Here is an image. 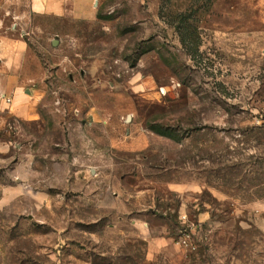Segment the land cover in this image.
Here are the masks:
<instances>
[{
    "label": "rangeland",
    "instance_id": "374dc122",
    "mask_svg": "<svg viewBox=\"0 0 264 264\" xmlns=\"http://www.w3.org/2000/svg\"><path fill=\"white\" fill-rule=\"evenodd\" d=\"M55 2L0 0V264H264V0Z\"/></svg>",
    "mask_w": 264,
    "mask_h": 264
},
{
    "label": "crops",
    "instance_id": "0c3cea01",
    "mask_svg": "<svg viewBox=\"0 0 264 264\" xmlns=\"http://www.w3.org/2000/svg\"><path fill=\"white\" fill-rule=\"evenodd\" d=\"M58 1V0H57ZM58 3V2H57ZM55 0H49V7L52 9H56L58 12L63 11V7L57 5ZM84 12V11H81ZM172 192L182 193L185 189L181 186L169 187ZM180 217L187 216L188 214L184 210H179ZM209 219V214L206 212L200 213L197 222L201 224L202 222H206ZM133 224L137 229H139L140 233L144 236V240L148 243V260H153V258L162 253L164 250L168 249V247L172 246V243L169 242L170 239H167L164 236H153L152 232L150 231L149 227L145 224L142 219L134 218ZM175 248V247H174ZM173 249V248H172ZM176 250V249H175Z\"/></svg>",
    "mask_w": 264,
    "mask_h": 264
},
{
    "label": "built area",
    "instance_id": "2783aa9c",
    "mask_svg": "<svg viewBox=\"0 0 264 264\" xmlns=\"http://www.w3.org/2000/svg\"><path fill=\"white\" fill-rule=\"evenodd\" d=\"M181 224L183 225V230L181 232L180 238L175 242L177 246H180L186 250H194L196 249L194 244L191 241V235L189 233V229L192 228L191 225L188 224L187 216H182L179 218Z\"/></svg>",
    "mask_w": 264,
    "mask_h": 264
},
{
    "label": "trees",
    "instance_id": "16d2710c",
    "mask_svg": "<svg viewBox=\"0 0 264 264\" xmlns=\"http://www.w3.org/2000/svg\"><path fill=\"white\" fill-rule=\"evenodd\" d=\"M257 128L263 129L264 125L263 126H259ZM150 129H151V131H153L157 135H160V136H163V137H166V138H170V139H173V140H177V136L175 135L176 131L174 129L170 128V127H163L161 125H153V126L150 127ZM177 218H178V215H177ZM176 225H177V228L179 229V231L182 232L183 228H182V225L180 224V222H177Z\"/></svg>",
    "mask_w": 264,
    "mask_h": 264
}]
</instances>
